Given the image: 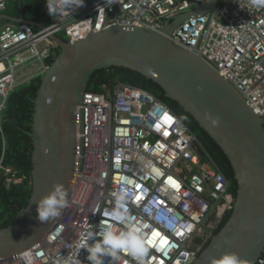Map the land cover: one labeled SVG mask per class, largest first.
<instances>
[{"label":"built area","instance_id":"2783aa9c","mask_svg":"<svg viewBox=\"0 0 264 264\" xmlns=\"http://www.w3.org/2000/svg\"><path fill=\"white\" fill-rule=\"evenodd\" d=\"M9 1L0 0V15ZM46 1L59 6L58 0ZM210 1L83 0L70 15L54 12L44 29L3 23L0 130L10 94L48 70L45 60L55 50L54 35L64 33L75 42L90 31L117 26L162 33L168 22ZM170 38L176 47L211 65L264 120V6L252 0H220L215 11L187 20ZM77 114L78 162L70 207L57 227L26 251L33 264H53L60 256L89 264L80 234L95 231L101 220L116 230L124 228L105 215L115 206L114 193L126 195L127 214L149 248L144 264H194L236 199L232 181L199 137L160 97L123 82L87 92ZM3 174L15 181L16 174L2 158ZM137 195L142 199L137 201ZM157 231L160 237L148 244ZM162 238L168 241L164 246ZM26 252L0 264H25ZM119 256L116 261L105 258V264H140L128 253ZM257 264H264V253Z\"/></svg>","mask_w":264,"mask_h":264},{"label":"water","instance_id":"95a60500","mask_svg":"<svg viewBox=\"0 0 264 264\" xmlns=\"http://www.w3.org/2000/svg\"><path fill=\"white\" fill-rule=\"evenodd\" d=\"M220 0L168 22L162 33L117 26L90 31L75 42L51 39L60 53L42 76L35 101L32 130L33 190L17 222L0 230V261L41 243L60 223L40 222L36 205L56 184L69 200L77 167L78 107L83 105L93 75L126 68L157 84L188 112L228 158L237 194L234 209L194 264H209L224 253H236L245 264H257L264 253V120L204 59L176 47L172 34L187 20L216 10ZM5 22L45 26L7 13ZM50 48V47H49ZM215 121V123H213ZM83 130V124L80 127Z\"/></svg>","mask_w":264,"mask_h":264},{"label":"trees","instance_id":"16d2710c","mask_svg":"<svg viewBox=\"0 0 264 264\" xmlns=\"http://www.w3.org/2000/svg\"><path fill=\"white\" fill-rule=\"evenodd\" d=\"M5 13L15 18L23 17L44 26L52 23V17L49 15L46 0H10ZM64 35V33H61L59 36L65 41H69L68 36L65 35L64 37ZM55 51V54H51L45 60L48 66L54 62L60 53V49H55ZM117 82L146 89L166 102L190 126L206 149L218 162L225 175L232 181L233 192L236 197L237 184L228 158L208 133L199 126L197 121L177 102L168 98L163 89L157 84L132 70L110 68L98 71L93 75L88 92H101L103 85L113 86ZM41 83L42 75H39L27 84L15 89L10 94L2 115L0 162L3 158V164L11 168L16 177L15 181H10V176L5 174L0 176V230L8 228L17 222L18 216L25 210L32 195L33 141L28 133L32 130L34 106ZM230 215L231 213H228L225 216L215 231L216 234L223 228Z\"/></svg>","mask_w":264,"mask_h":264},{"label":"clouds","instance_id":"9594fccd","mask_svg":"<svg viewBox=\"0 0 264 264\" xmlns=\"http://www.w3.org/2000/svg\"><path fill=\"white\" fill-rule=\"evenodd\" d=\"M112 2L115 3V0ZM58 3V7L52 3L47 4L49 15L57 11L70 15L69 10L82 6L83 0H58ZM252 3L255 6H264V0H252ZM113 195L115 206L105 215L110 217L112 222L123 224L124 228L116 230L113 223L101 220L95 231L85 230L80 234L81 249L87 252L86 259L89 264H105V258L116 261L122 252L130 254L140 264H144V257L148 255L149 248L140 235V229L132 224V219L127 214L126 195L124 193H114ZM69 207L70 203L63 185L56 184L48 195L37 201V219L43 223L59 218L63 211ZM22 259L25 264H33L31 253L26 252ZM53 264H81V261L78 258L69 260L67 257L60 256L54 260ZM209 264H245V262L236 253H224L219 259L210 258Z\"/></svg>","mask_w":264,"mask_h":264},{"label":"snow or ice","instance_id":"6c2138e0","mask_svg":"<svg viewBox=\"0 0 264 264\" xmlns=\"http://www.w3.org/2000/svg\"><path fill=\"white\" fill-rule=\"evenodd\" d=\"M164 119L165 120H168L169 119V117H167V116H165L164 117ZM172 183H175V181H171ZM139 190V186H137V191ZM140 199H142V197L141 196H139V195H137V197H136V200L137 201H139ZM160 232H153L152 233V238L148 241L149 243H153L155 240H156V238L157 237H160ZM160 243H161V245L162 246H164V245H166L167 243H168V241H167V239L166 238H162L161 240H160Z\"/></svg>","mask_w":264,"mask_h":264},{"label":"rangeland","instance_id":"374dc122","mask_svg":"<svg viewBox=\"0 0 264 264\" xmlns=\"http://www.w3.org/2000/svg\"><path fill=\"white\" fill-rule=\"evenodd\" d=\"M197 7L196 6H192V8L190 9V10H194V9H196ZM66 35V34H65ZM65 35H64V37H65ZM67 36V35H66ZM56 53V51L54 50L53 51V54H55ZM31 70V68L29 67V68H26V69H24L23 71H22V73H25V72H27V71H30Z\"/></svg>","mask_w":264,"mask_h":264},{"label":"flooded vegetation","instance_id":"af4514ba","mask_svg":"<svg viewBox=\"0 0 264 264\" xmlns=\"http://www.w3.org/2000/svg\"><path fill=\"white\" fill-rule=\"evenodd\" d=\"M225 218V217H224ZM224 220V219H223Z\"/></svg>","mask_w":264,"mask_h":264}]
</instances>
